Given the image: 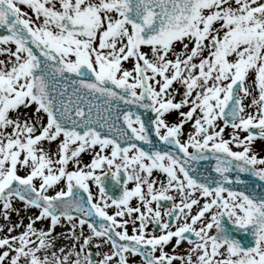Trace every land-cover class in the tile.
Segmentation results:
<instances>
[{"label": "snow or ice", "instance_id": "6c2138e0", "mask_svg": "<svg viewBox=\"0 0 264 264\" xmlns=\"http://www.w3.org/2000/svg\"><path fill=\"white\" fill-rule=\"evenodd\" d=\"M0 44L15 45L0 47V216L10 222L16 199L39 210L0 238V264H130L137 254L141 264H264V185L229 175L264 181L252 146L264 138V0H0ZM120 102L155 113L152 128L131 108L117 114ZM209 150L211 182L189 169ZM64 222L75 243L55 250Z\"/></svg>", "mask_w": 264, "mask_h": 264}, {"label": "rangeland", "instance_id": "374dc122", "mask_svg": "<svg viewBox=\"0 0 264 264\" xmlns=\"http://www.w3.org/2000/svg\"><path fill=\"white\" fill-rule=\"evenodd\" d=\"M21 7H22V9L24 11L29 12L31 14V10L28 9L26 5H21ZM0 47H11L13 50L15 49V45L14 44H11V45H2V44H0ZM177 47L179 48V45H177ZM143 50L145 52H149V49L147 47H144ZM149 54H150V52H149ZM0 59H3V60L7 59V53H0ZM124 67L128 68L129 70H131L132 67H133V60L130 59L129 61L124 62ZM174 86H178V85H174ZM176 99L177 100L180 99L179 95H177ZM244 103L246 105H250L251 104V98H246L244 100ZM182 110L186 111L187 109L185 108V109H182ZM249 111L254 113V108L253 107L246 108V112H249ZM21 112L22 113L23 112H28V114L31 115V111L28 110V109H21ZM12 115H16V113H12ZM168 119H169L170 122L174 121L175 114H173L172 116H169ZM45 120H46V118H45ZM217 123H218L219 126L224 127L222 119L218 120ZM228 130L229 129L227 127H225V131H224V138L225 139H229L231 134H232V132H233V129L229 130V131ZM9 131H10V129H9ZM193 131H194V129H193L192 122L189 121L188 123H186L184 125L183 132L181 134V138L180 139L182 141H186L187 138H188V135L190 133H192ZM239 131H240V136L241 137H244V136H246L248 134L247 131H245V130H239ZM257 131H259V130L257 129ZM43 146L45 147L46 150L51 148L53 151H55V144L52 146V145H49L47 141H45ZM252 146H253V150L257 153L258 156H264V138H256L253 141V145ZM233 150L234 151L242 150V146L238 148L235 144H233ZM91 156H92L91 152L82 153L81 154L82 162L83 163L90 162ZM258 166H264V165H258ZM73 167H75V166L70 163L69 164V170H71ZM20 174H24V171L22 169L20 170ZM93 185H95V184H92L91 186H93ZM60 186L63 187V183H61ZM55 190H58V189H49L47 194L48 195H52V194H54ZM15 201H20V200L16 199V200H14V202ZM20 202H22V201H20ZM0 210H2V209H0ZM38 211H39L38 209L34 210L33 215L38 214ZM15 216H16V211H12L10 213V222L5 220V218L3 216H0V218H1L2 222H3V224H8V226H11V223H14ZM28 222H29V217H27V223ZM27 223L24 224V227L27 225ZM48 224H49L48 220H45L43 222L36 221L34 226L36 228H46L48 226ZM69 228H70V225L67 222H64L62 225H58L56 227L55 233L58 235V239L56 240V249L55 250H58L61 247H64V248L67 249V247L73 243V239L70 237V234L68 233V229ZM23 230H24V228H23ZM77 231H79V229H77ZM16 233H18V227L15 228L12 233H8L7 232V228L5 227L4 228V233L2 234V237L4 235H10V234L14 235ZM61 233H63L64 235H59ZM84 234H89V230H88L87 225H84ZM32 239L35 241L36 238L32 237ZM0 251H3V249L0 248Z\"/></svg>", "mask_w": 264, "mask_h": 264}, {"label": "flooded vegetation", "instance_id": "af4514ba", "mask_svg": "<svg viewBox=\"0 0 264 264\" xmlns=\"http://www.w3.org/2000/svg\"><path fill=\"white\" fill-rule=\"evenodd\" d=\"M227 128L229 130H232V128L230 126H227ZM230 147H232V149H233V144H231ZM189 151L190 152H193V151H195V149H193V148L190 147L189 148ZM215 163H216V161L209 162V165L206 166L207 163L204 162V164L202 166V163L200 162V160L199 161H193L189 165L190 173H195L197 176L201 177V179H206L209 182H211L214 179L215 180H219L220 177H219V175L217 173H215V170H214ZM258 167H264V166H258ZM152 175L158 181H165L166 182V174L160 172L159 170L154 169ZM229 175H231L233 177V171H231L229 173ZM132 186H133L132 185V182H129V187H132ZM212 186L214 187L215 185L213 184ZM231 186L233 187V184ZM156 187H160V184L157 183ZM91 189H92V191L94 193H97V186L96 185L91 186ZM111 192H113V189L112 188H111ZM171 194L175 195V192L173 191ZM225 195H226V193H225ZM177 199H179V198L177 197ZM130 203L133 206H135V205H137L139 203V201L137 199L133 198V200L130 201ZM161 203H162V206H163L162 207V211H163V208L170 207V202L162 201ZM153 207H155V202H153ZM108 211H109V213H112V212H115L116 209L114 207H110L108 209ZM195 211H196V207L194 206L193 212H195ZM163 218L164 219H167V217H163ZM85 225H87V224H85ZM132 228H133V225L131 223H129V225H128L129 234H132ZM153 230H155L156 234H159V228H158V226H155L153 223H149L147 225V231L149 233H152ZM85 235H88V234H85ZM73 243H75L74 240H73ZM109 247L110 246H105L101 250L102 251H108L109 250ZM186 249H187V243L186 242L185 243H182V245L180 246V248L177 249V253L178 254H182V253L186 252ZM90 251L93 254V259L94 260H98L100 258L99 256L96 255L97 249L95 247V240L93 241V244H92V246L90 248ZM166 251H169L171 253V251H172L171 245H169L166 248ZM128 259L130 261V264H141V260H142V258L138 254L135 255V256H129ZM173 264H180V261L179 260H176V261L173 262Z\"/></svg>", "mask_w": 264, "mask_h": 264}, {"label": "water", "instance_id": "95a60500", "mask_svg": "<svg viewBox=\"0 0 264 264\" xmlns=\"http://www.w3.org/2000/svg\"><path fill=\"white\" fill-rule=\"evenodd\" d=\"M66 75H69L72 79H76V78H77L74 74H67V73H66ZM69 83H70V81H69ZM113 103L115 104V101H113ZM129 108H131L134 112H139L140 115H141V118L144 120L146 126L149 127V129L152 128V125H151L150 121H152V120L154 119V117H155V113H153L151 110H145V109L140 108L139 106H136V105H125L123 102H120L119 107H118V108H115L114 111H115L117 114H120V113H122V112H124V111L129 110ZM120 126L123 127V128H126V125H124V124L122 123V116H121V125H120ZM128 131H130V130H128ZM253 131H257V129L254 128ZM149 135H150V136L152 137V139H153V137H155V132H154V131H150V132H149ZM133 142H136V141L134 140ZM141 142H143V141H139L138 143H139L140 145H141V144H145V145H146V143H141ZM235 172H236V171H233L234 174H236ZM234 174H233V176H234ZM243 174H245V176L250 175V176H247L245 179L253 180L252 177H254V176H252L251 174H249V173H243ZM254 178H255V177H254ZM247 185L249 186V188H251V187H253L255 184H249V183H247ZM238 186H239L240 188H243V187H244V186H242V185H238ZM116 191H117V193H118V192H119V189L117 188Z\"/></svg>", "mask_w": 264, "mask_h": 264}, {"label": "bare ground", "instance_id": "6f19581e", "mask_svg": "<svg viewBox=\"0 0 264 264\" xmlns=\"http://www.w3.org/2000/svg\"><path fill=\"white\" fill-rule=\"evenodd\" d=\"M5 60H7V59H5ZM53 145L54 144H52V146ZM13 204H14L15 209L20 210L19 212H16V216H15V220H14V223L20 224V227H18V233H16V234H19V232H21L23 230L24 224L27 223V217L33 215L34 210H37V209L34 207L25 209L23 207V203L20 201H15V202L13 201ZM21 221L23 222L22 224L20 223ZM0 225H4L1 218H0ZM3 233H4V228H0V238H2ZM16 234H14V235H16Z\"/></svg>", "mask_w": 264, "mask_h": 264}]
</instances>
